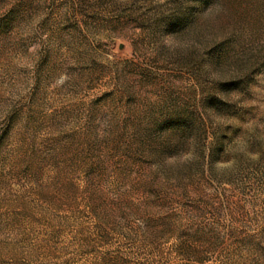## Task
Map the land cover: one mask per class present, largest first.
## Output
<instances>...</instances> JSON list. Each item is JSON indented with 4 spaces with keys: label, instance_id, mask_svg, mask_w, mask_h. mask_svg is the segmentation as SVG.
Wrapping results in <instances>:
<instances>
[{
    "label": "rangeland",
    "instance_id": "1",
    "mask_svg": "<svg viewBox=\"0 0 264 264\" xmlns=\"http://www.w3.org/2000/svg\"><path fill=\"white\" fill-rule=\"evenodd\" d=\"M0 264H264V0H0Z\"/></svg>",
    "mask_w": 264,
    "mask_h": 264
}]
</instances>
